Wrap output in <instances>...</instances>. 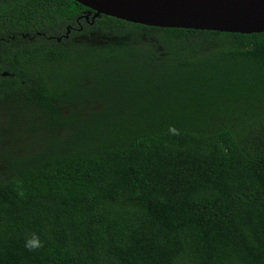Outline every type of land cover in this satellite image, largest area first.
I'll use <instances>...</instances> for the list:
<instances>
[{
    "label": "trees",
    "instance_id": "1",
    "mask_svg": "<svg viewBox=\"0 0 264 264\" xmlns=\"http://www.w3.org/2000/svg\"><path fill=\"white\" fill-rule=\"evenodd\" d=\"M94 13L0 0V264H264V32Z\"/></svg>",
    "mask_w": 264,
    "mask_h": 264
},
{
    "label": "water",
    "instance_id": "2",
    "mask_svg": "<svg viewBox=\"0 0 264 264\" xmlns=\"http://www.w3.org/2000/svg\"><path fill=\"white\" fill-rule=\"evenodd\" d=\"M130 23L228 33H263L264 0H73Z\"/></svg>",
    "mask_w": 264,
    "mask_h": 264
},
{
    "label": "clouds",
    "instance_id": "3",
    "mask_svg": "<svg viewBox=\"0 0 264 264\" xmlns=\"http://www.w3.org/2000/svg\"><path fill=\"white\" fill-rule=\"evenodd\" d=\"M26 246L30 248L39 247L38 239L36 237H33L31 240L26 242Z\"/></svg>",
    "mask_w": 264,
    "mask_h": 264
},
{
    "label": "rangeland",
    "instance_id": "4",
    "mask_svg": "<svg viewBox=\"0 0 264 264\" xmlns=\"http://www.w3.org/2000/svg\"><path fill=\"white\" fill-rule=\"evenodd\" d=\"M1 118L3 117L1 114H0ZM41 142V141H40Z\"/></svg>",
    "mask_w": 264,
    "mask_h": 264
}]
</instances>
